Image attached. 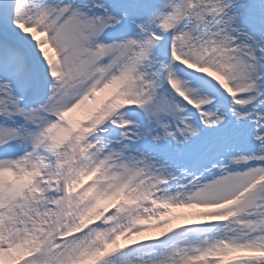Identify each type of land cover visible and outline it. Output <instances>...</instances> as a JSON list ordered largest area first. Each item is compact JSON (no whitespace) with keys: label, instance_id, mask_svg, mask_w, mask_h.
Listing matches in <instances>:
<instances>
[{"label":"snow or ice","instance_id":"snow-or-ice-1","mask_svg":"<svg viewBox=\"0 0 264 264\" xmlns=\"http://www.w3.org/2000/svg\"><path fill=\"white\" fill-rule=\"evenodd\" d=\"M0 264H264V0H0Z\"/></svg>","mask_w":264,"mask_h":264}]
</instances>
